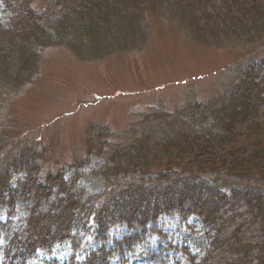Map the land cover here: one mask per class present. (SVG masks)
I'll return each instance as SVG.
<instances>
[{
    "label": "trees",
    "instance_id": "trees-1",
    "mask_svg": "<svg viewBox=\"0 0 264 264\" xmlns=\"http://www.w3.org/2000/svg\"><path fill=\"white\" fill-rule=\"evenodd\" d=\"M39 1L0 0V97L33 78L46 49L78 50L107 34L120 38V48L140 46L150 31V13L191 36L218 35L222 45L250 46L264 54V0H41L42 9ZM256 64L251 62L214 106L196 101L185 126L179 121L172 130L159 122L138 140L114 144L90 129L103 163L92 173L120 184L123 192L104 195L113 193L120 202L112 197L100 206L101 195L88 197L79 183L86 177L80 164L43 180L36 148L14 143L17 153L0 168L3 264H34L64 244L71 245L73 255L62 264H111L114 258L124 264L153 234L164 236L156 227L164 214H179L184 221L197 215L211 237L208 253L199 261L191 257L192 264H264V57ZM197 111L202 127L191 131ZM156 113L153 122L166 116ZM4 145L1 153L8 142ZM163 173L174 176L179 199L166 187ZM150 178L158 182L152 190L162 195L153 206L127 189ZM122 196L133 200L126 203ZM250 205L261 214L252 226ZM120 227L126 228L121 237L110 234Z\"/></svg>",
    "mask_w": 264,
    "mask_h": 264
},
{
    "label": "rangeland",
    "instance_id": "rangeland-1",
    "mask_svg": "<svg viewBox=\"0 0 264 264\" xmlns=\"http://www.w3.org/2000/svg\"><path fill=\"white\" fill-rule=\"evenodd\" d=\"M43 4L40 0L36 6L42 9ZM147 16L150 31L140 46L120 48L117 44L120 38L107 34L108 38H91V43L78 50L52 47L40 52L33 78L21 84L20 88L11 86V95L0 97V149L8 142L4 152H0L1 169L3 164H7L8 155L17 153L14 143L28 145L40 154L43 180L64 167L80 164L86 177L79 183L86 188L88 197L101 195L102 199H97L100 206L112 197L120 202V197L113 193L104 196L111 190L123 192L120 184L113 180L110 184L92 173L103 163L98 154L100 146L90 133L95 131L94 135L101 140L109 137L113 144L131 143L138 140L137 137L143 135L147 127L154 128L159 122L172 130L179 121L185 126L191 123L190 112L196 101H204V105L213 103L214 106L215 99L243 77L251 62L260 64L264 57L263 50L257 54L256 49L250 46L249 49H241L231 42L222 45L218 35L217 38L210 37L211 40L197 34L191 36L187 30L173 26L168 20L152 13ZM156 112L166 113V116L153 122ZM195 118L191 131L202 127L199 111ZM14 138L19 140L13 142ZM67 174L71 176L73 171ZM166 174L163 173L169 183L166 187L173 188L170 193L174 198L179 194L176 196L179 199L180 189L174 184V176ZM153 180L142 179L127 189L137 190L133 195L152 206L153 203L159 204L162 195H156L152 190L158 183ZM202 197L205 200L204 194ZM121 199L131 203L133 197L126 199L122 196ZM248 207V223L251 225L261 214L256 206ZM235 210L232 207V211ZM198 217L191 216L187 223L178 218L163 219V225L159 222L156 227L165 230L170 237L161 241L166 245L173 240L177 250L161 252L153 237L129 264H147L149 250L151 254L157 250L162 254L159 264H192L191 256L200 260L211 247V237L205 234ZM122 230L117 231V235ZM185 246L188 251L183 249ZM71 256L66 244L55 248L49 256H40L36 264H50L46 260L63 262Z\"/></svg>",
    "mask_w": 264,
    "mask_h": 264
}]
</instances>
